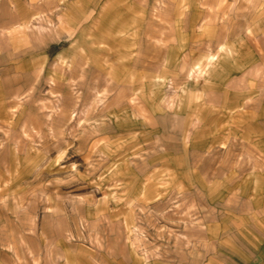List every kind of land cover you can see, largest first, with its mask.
Segmentation results:
<instances>
[{"label":"crops","instance_id":"0c3cea01","mask_svg":"<svg viewBox=\"0 0 264 264\" xmlns=\"http://www.w3.org/2000/svg\"><path fill=\"white\" fill-rule=\"evenodd\" d=\"M0 264H264V0H0Z\"/></svg>","mask_w":264,"mask_h":264},{"label":"rangeland","instance_id":"374dc122","mask_svg":"<svg viewBox=\"0 0 264 264\" xmlns=\"http://www.w3.org/2000/svg\"><path fill=\"white\" fill-rule=\"evenodd\" d=\"M35 78L36 81L39 80V77ZM92 84L94 90L90 93L77 91L76 89L74 102L71 98L72 92H65L62 95L63 98L59 96V93L47 92L48 98L42 101H40L39 92L32 93L34 104L37 105L35 108L36 114L40 112L38 105H41L44 110L47 109L49 115H62L66 121L64 124L66 133L64 140L67 141V138L79 137L81 141L80 153H83V151H85L83 148L87 147V145L84 144L86 139L83 137L86 138L87 134L90 132L95 133L96 137L99 138L105 130V121H107L109 116L119 114L118 105L120 102V93L118 88L115 87L109 79L99 73L92 77ZM73 121L74 123H72ZM76 132H78V134H76ZM56 140L55 138L54 141ZM61 158V161L64 163H69L77 158H82V156H64ZM50 160L51 157H42L41 164H45L47 167L52 168L56 162H51ZM58 162H60V160ZM46 166L44 167L46 168ZM51 178L52 176L45 177L49 185H54L53 182H50V180H52ZM48 195H45V193L43 194L44 197L47 196V199H49L50 194ZM39 200L40 195L38 194L37 201ZM33 208L37 213L39 212V205H34ZM51 209L55 211V207L50 208L49 206L48 210L50 211ZM66 214L67 208L65 207L63 215L66 216Z\"/></svg>","mask_w":264,"mask_h":264}]
</instances>
